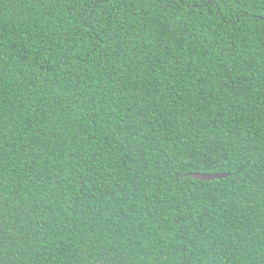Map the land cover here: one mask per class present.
Here are the masks:
<instances>
[{
    "label": "trees",
    "instance_id": "trees-1",
    "mask_svg": "<svg viewBox=\"0 0 264 264\" xmlns=\"http://www.w3.org/2000/svg\"><path fill=\"white\" fill-rule=\"evenodd\" d=\"M0 264H264V0H0Z\"/></svg>",
    "mask_w": 264,
    "mask_h": 264
},
{
    "label": "water",
    "instance_id": "water-1",
    "mask_svg": "<svg viewBox=\"0 0 264 264\" xmlns=\"http://www.w3.org/2000/svg\"><path fill=\"white\" fill-rule=\"evenodd\" d=\"M189 175L194 179L209 181V180H214V179L225 178L229 175V173H226V172H218V173L192 172Z\"/></svg>",
    "mask_w": 264,
    "mask_h": 264
}]
</instances>
